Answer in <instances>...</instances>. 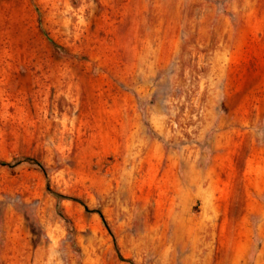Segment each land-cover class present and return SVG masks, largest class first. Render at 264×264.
<instances>
[{
	"label": "rangeland",
	"instance_id": "374dc122",
	"mask_svg": "<svg viewBox=\"0 0 264 264\" xmlns=\"http://www.w3.org/2000/svg\"><path fill=\"white\" fill-rule=\"evenodd\" d=\"M21 159L0 264H264V0H0Z\"/></svg>",
	"mask_w": 264,
	"mask_h": 264
},
{
	"label": "trees",
	"instance_id": "16d2710c",
	"mask_svg": "<svg viewBox=\"0 0 264 264\" xmlns=\"http://www.w3.org/2000/svg\"><path fill=\"white\" fill-rule=\"evenodd\" d=\"M22 163H29V164L35 165V166H37V168H38L41 172H43L42 167H41L39 164L33 162V161L30 160V159H21V160H19V161H16V162H15L14 164H12V165L0 164V167L9 166V168H14V167H16V166H18L19 164H22ZM74 202H76V201H74ZM97 214H98L99 218L101 219V221L103 222V224L105 225L104 220H103V217L101 216V214H100V213H97Z\"/></svg>",
	"mask_w": 264,
	"mask_h": 264
}]
</instances>
